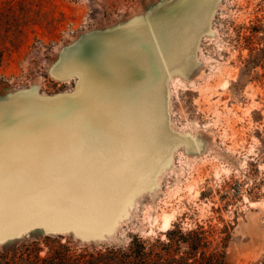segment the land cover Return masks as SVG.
<instances>
[{
	"label": "rangeland",
	"instance_id": "obj_1",
	"mask_svg": "<svg viewBox=\"0 0 264 264\" xmlns=\"http://www.w3.org/2000/svg\"><path fill=\"white\" fill-rule=\"evenodd\" d=\"M0 127V245L198 222L227 225L231 264L264 254V0H0Z\"/></svg>",
	"mask_w": 264,
	"mask_h": 264
},
{
	"label": "trees",
	"instance_id": "obj_2",
	"mask_svg": "<svg viewBox=\"0 0 264 264\" xmlns=\"http://www.w3.org/2000/svg\"><path fill=\"white\" fill-rule=\"evenodd\" d=\"M227 225L183 227L174 222L152 238L132 235L125 245L75 244L62 234L30 231L0 245V264H231ZM248 264H264V254Z\"/></svg>",
	"mask_w": 264,
	"mask_h": 264
},
{
	"label": "snow or ice",
	"instance_id": "obj_3",
	"mask_svg": "<svg viewBox=\"0 0 264 264\" xmlns=\"http://www.w3.org/2000/svg\"><path fill=\"white\" fill-rule=\"evenodd\" d=\"M58 138L67 139L72 133L59 131L55 133ZM20 164V152L9 147L6 150L4 140V129L0 127V229L3 227L5 215L14 216L17 211V204L13 197L15 191L16 171ZM8 190L6 201L5 191ZM81 211H84L83 209Z\"/></svg>",
	"mask_w": 264,
	"mask_h": 264
},
{
	"label": "bare ground",
	"instance_id": "obj_4",
	"mask_svg": "<svg viewBox=\"0 0 264 264\" xmlns=\"http://www.w3.org/2000/svg\"><path fill=\"white\" fill-rule=\"evenodd\" d=\"M217 3H218V1H217ZM159 181V180H158Z\"/></svg>",
	"mask_w": 264,
	"mask_h": 264
}]
</instances>
